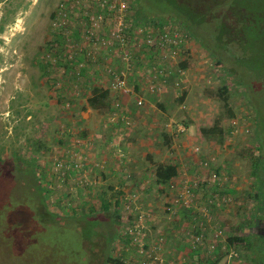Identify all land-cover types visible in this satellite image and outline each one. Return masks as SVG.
Listing matches in <instances>:
<instances>
[{
    "label": "rangeland",
    "instance_id": "rangeland-1",
    "mask_svg": "<svg viewBox=\"0 0 264 264\" xmlns=\"http://www.w3.org/2000/svg\"><path fill=\"white\" fill-rule=\"evenodd\" d=\"M233 1L253 15V35H264V17L259 15H264V0ZM114 6L117 0H0V162L11 161L9 173L15 175L13 180L0 169V264H102L101 248L108 233L112 236L110 256L116 264H166L148 251L155 243L166 242L151 232L152 217L162 216V225L156 227L165 228L163 222L170 214L166 207L186 183L193 185L196 208L189 215L180 211L173 215L184 221L190 217L194 225L204 209L215 219L220 215L221 230L225 226V240L219 238L217 251L204 253L207 260L199 259L198 264H264V42L243 38L241 43L246 50L241 62L252 73V86L260 90L252 104L246 101L240 83L194 35L166 17L169 7L148 5L156 18L144 23L152 37L169 28L180 41L174 55L161 60L160 50L146 43L133 18H122L127 30L116 38L121 26ZM212 27H196L193 33L212 44L214 36L207 30ZM113 68L124 73L120 80L130 89L127 105L131 109L122 107L127 94L116 86L117 79L109 72ZM94 88L110 92L109 111L88 107ZM219 89H225L227 106L217 96ZM139 98L148 105L138 106ZM256 108L261 118L258 124ZM146 112L154 121L142 117ZM143 119L154 126L147 130ZM216 122L223 130L221 139L201 134V129ZM178 126L185 130L179 132ZM139 137L150 138L153 152L146 146L136 150ZM120 138L125 157L116 156L112 165L101 161L98 168L90 170L89 166L87 194L67 197L58 193L56 205L46 200L51 213L66 219V227L33 229L25 206L38 202L29 185L16 178L17 168L33 166L35 159H51L80 140L85 141L90 161L96 162L107 152L102 143ZM40 143H45L44 155L38 152ZM194 146L203 154L200 160L215 158L211 172H224L228 180L223 185L206 183L208 176L192 154ZM168 163L175 164L184 178L158 185L156 166ZM217 195L228 201L222 204ZM102 199L111 205L107 214H100ZM116 201L118 207H114ZM7 206L8 225L3 220ZM19 212L29 229L11 222L19 218ZM88 216L100 217L91 238L78 231ZM192 225L188 233H194ZM32 232L37 238L29 240L26 235ZM232 238L243 242H228ZM186 264L190 263L186 260Z\"/></svg>",
    "mask_w": 264,
    "mask_h": 264
},
{
    "label": "trees",
    "instance_id": "trees-1",
    "mask_svg": "<svg viewBox=\"0 0 264 264\" xmlns=\"http://www.w3.org/2000/svg\"><path fill=\"white\" fill-rule=\"evenodd\" d=\"M136 4L137 11L135 15V19L137 21H141L145 23L155 17V15L151 14L153 10L147 7L148 5L152 7L154 3L159 5H164L170 8V12L164 13L168 19L175 20L179 22L181 26L194 35L195 39L199 41V43L209 51V53L217 59V63L219 65L224 66L225 70L228 74L237 80L242 88L245 90V99L248 103H252L259 97V91L252 85H255L253 82V78L249 76L252 75L251 72L248 71L247 67L242 64L241 58L244 57L245 47L241 44L243 42V38L247 41H251L252 38H258L261 42H264L263 33H258L259 35L255 37L253 33L255 32V27L252 26L253 15L246 11L243 7L236 4L233 0H133ZM146 5V6H145ZM225 7L224 11H221L220 8ZM220 11V13H219ZM264 17L262 13L259 14ZM156 18V17H155ZM212 24V28L207 29L214 36V41L212 44H208L204 42L202 36H197L193 33L196 27H206ZM212 29V30H211ZM212 31V32H211ZM264 50V47H263ZM236 65L239 67L235 68ZM182 69H185V65H181ZM247 77V78H246ZM217 96L221 101L227 106V96L225 89H219L217 91ZM256 102V101H255ZM110 92L108 90L94 88L91 90L90 96L87 99V105L90 109L96 111H109L110 110ZM255 112L257 113V124L260 123L259 111L256 108ZM232 113H230L229 117L232 118ZM201 134L205 137H217L221 139L223 137V130L219 125V122H216L211 128L201 129ZM38 149H42L45 147V143H40ZM44 144V145H43ZM262 160V158H261ZM11 161H3L0 162L1 170L3 174H5L8 178L14 180V176L9 173L12 170ZM25 167L17 168V177L19 179H23V183L29 185V190L32 192V196L38 202L37 205L34 206H25L26 212L32 216V228L37 229H45L54 228L56 230H61L62 226H65L64 220L62 216L55 215L50 212L47 208L46 200H47V191L44 190L39 180L40 178L36 177L34 171V166L26 165ZM178 170L177 166L172 163L168 164H159L155 169V178L156 183L158 185H168L172 179L177 177ZM30 182V184L28 183ZM263 189H261L262 192ZM119 202H115L114 207H118ZM22 207V206H21ZM10 207L7 206L2 207L4 210L3 220H10L9 216L7 217V212L10 210ZM100 208L102 213L107 214L111 208L110 203L106 199H102L100 203ZM21 208V211L25 210ZM20 214V212H19ZM115 222L118 224L120 222V216L118 212L115 213ZM34 217L36 219L34 220ZM99 216H88L85 221H83V226L78 229L81 233L82 237L91 238L90 236L94 234L92 228L98 225ZM24 216H19L18 219L12 220L11 222H16L17 227L20 225H26L25 227H20V229H29V224L22 222L24 221ZM12 226V225H11ZM16 227V225H15ZM66 227V226H65ZM63 227V228H65ZM85 227V228H83ZM17 228V232L21 231ZM16 232V233H17ZM108 233V232H107ZM28 239L32 240V238H37V235L32 232V234L26 235ZM106 239L105 244L103 245V249L101 248V252L103 255L102 264L113 263L116 264L117 261L111 258L110 256V247H111V239L112 236L108 233V236H104ZM18 239L16 240V242ZM231 241L243 242L242 238H232L229 239ZM19 254V253H18Z\"/></svg>",
    "mask_w": 264,
    "mask_h": 264
},
{
    "label": "built area",
    "instance_id": "built-area-1",
    "mask_svg": "<svg viewBox=\"0 0 264 264\" xmlns=\"http://www.w3.org/2000/svg\"><path fill=\"white\" fill-rule=\"evenodd\" d=\"M114 7L117 8V13L119 14L118 26H121V28H118L117 30L116 38H120V33L122 32L123 34L124 30H127V27L122 24V18L127 17L128 19H135L137 8L133 0H117V6ZM136 25L138 32L143 33L142 38L146 40V43L149 46L154 47L156 50H160L161 55L159 56L161 60H163V58L167 59V55L170 57L174 55L176 48L180 44V41H178V37L173 36V32L171 31V33L169 28H164L158 35L152 37V30L147 31L143 22L137 21ZM127 57L128 53L125 52L123 60L126 62ZM109 72H111V74L117 79L115 84L118 86L119 91L128 94L130 89L123 81L120 80L121 77H124L123 71L119 73L120 71L118 69L113 68L112 70L109 69ZM163 74L162 76L165 75ZM136 104L138 106H142L144 104L143 99H137ZM184 130L185 128L183 126H178L179 132H183ZM121 143L122 138L118 139V141H110L108 143L109 147L107 150L113 151L116 156L122 158L123 152L122 147H120ZM86 147L87 146L85 145L84 140L76 141L71 146V149L65 150L64 153H58L51 159L44 161L41 159H35V165L32 163L35 174L37 175L36 177L40 178L39 183L41 187L47 191V201L50 200L53 205H56V202L58 201V199H55L58 196V193L63 192L67 197L69 195H77L80 197L87 194L86 191L91 186V183H89L87 179L88 172L94 168H98L99 165L97 162L90 161L91 156L86 151ZM42 149H40L41 151L38 150V152L41 154L44 153ZM191 150L192 154L199 158V160L197 158L199 167L203 169L205 171V175L208 176L206 177V183L218 182V185H223L224 182L228 180L222 171L211 172L212 162L215 161L213 156L202 157L200 160V157L203 155L200 148L198 146H194ZM33 152L36 153V155L38 153L37 151ZM45 161L49 164V166L46 165ZM101 161L102 164L107 165L108 158L104 157ZM89 166H92L93 168L91 167L90 170H87ZM192 188V184L186 183V185L183 186L179 191L178 196L168 203L166 211H168L170 214H173L178 211H190L191 209H195L196 198ZM214 197H216V195ZM217 197L222 204L228 201V199L224 196L219 197V195H217ZM67 204L69 205L70 203ZM194 226V233H186V236H188L187 241L190 244V247L192 249H204L208 246L210 249H214L215 242L221 237L222 234V230L217 223V219H215L214 216L209 213V211L206 212V210L203 209L202 219L197 221ZM159 242L161 243L162 239H160ZM232 256L237 257L236 254H232Z\"/></svg>",
    "mask_w": 264,
    "mask_h": 264
},
{
    "label": "crops",
    "instance_id": "crops-1",
    "mask_svg": "<svg viewBox=\"0 0 264 264\" xmlns=\"http://www.w3.org/2000/svg\"><path fill=\"white\" fill-rule=\"evenodd\" d=\"M129 100H130V96H128V94L124 95L122 97V104H123L122 107H125L127 109L128 108L131 109L127 105V104H130ZM144 104L148 105V101L144 100ZM145 114H147V115H143L142 117L146 118L147 121H150V120L154 121V119L149 118L150 117V113L146 112ZM138 116H140V114ZM146 119H143L142 123L144 121H146ZM142 125H145V126L147 125L148 126L146 128L147 130H150V127L154 126L153 124H148L147 122H144ZM106 126L109 127L108 124ZM147 134L149 135L150 133H147ZM139 139H140L139 140L140 141V146L139 147L136 146L135 147L136 150H139L141 147H143V150H144L145 146H146V148H148L149 152H153L152 151L153 148L149 146L152 143L150 141V138L145 137V138L141 139V137H139ZM102 145L104 146V148H106V150L109 147L108 143H107V145L102 143ZM122 152H123V149H122ZM124 152H125V150H124ZM124 152H123V155L125 157V153ZM138 152H140V151H138ZM154 153L158 154L159 152L157 150ZM142 156H143V154H142ZM104 157L109 158V160L107 162V165H109L113 160H115L113 158H116V155H115V153L113 151H108L107 150V152H105L104 154H101V155L98 156V160H97L98 162L97 161L96 162L99 163ZM112 164H113V162L111 163V165ZM111 170L112 169H109V171H111ZM177 170H178V175H177V177L172 179L171 182H174V181L176 182V180H178L179 177H181V178L183 177V176H180L179 169H177ZM190 211H193V209H191ZM190 211H180V212H186L189 215ZM183 216H184V214H183ZM167 218H168V221L163 222V225H165V228H164V227H160V226L156 227L157 224H161L162 225V216L159 215V217H157V219L152 217V220H153L152 224H153L154 227L151 230V232H155L156 233V234H154V237H157V235H158V236H160V238H162L166 242H165V244H159L157 242V243H155L156 247L152 245V246L149 247L148 251H150V252L153 251L155 254H157L160 257V260L163 261V259H164L166 261V264H174V263L175 264H186V260L190 264H198V260L199 259H203V257L205 256L204 253H212L213 249H210L208 246L205 247L204 249H201V248L192 249L187 244L188 241H187V238H186V233H188V231H189L188 229L192 225V221L191 220L188 221L190 217H187L186 220H185L186 223H188L187 227H184V226H186L185 225V221L182 219V217H177V214L176 215L169 214L167 216ZM216 218H217V223L219 225V222L222 221V218L220 217V215H216ZM194 225H192L193 228H194ZM224 227L225 226H223V224H222L223 236L221 234V237H220L222 240H225V238H226L225 237V232H224V230H225ZM233 242H235V241H231L230 243H233ZM224 246L226 247V246H228V244L225 243ZM217 249L218 248H215L216 251H217ZM158 256H157V258H158ZM203 260H207V259H203ZM149 264H152V263L150 262Z\"/></svg>",
    "mask_w": 264,
    "mask_h": 264
}]
</instances>
